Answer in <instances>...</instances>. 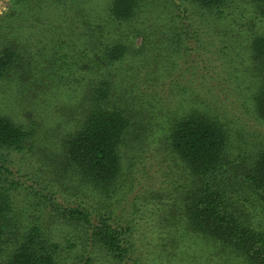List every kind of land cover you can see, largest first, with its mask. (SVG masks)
<instances>
[{"label":"trees","instance_id":"trees-1","mask_svg":"<svg viewBox=\"0 0 264 264\" xmlns=\"http://www.w3.org/2000/svg\"><path fill=\"white\" fill-rule=\"evenodd\" d=\"M238 2L109 0L80 70L10 53L17 36L1 45L0 264H149L135 239L141 208L124 204L131 148L160 158L142 169L145 198L165 208L186 258L264 264V0ZM66 86L83 92L75 128L46 149L27 109Z\"/></svg>","mask_w":264,"mask_h":264},{"label":"rangeland","instance_id":"rangeland-1","mask_svg":"<svg viewBox=\"0 0 264 264\" xmlns=\"http://www.w3.org/2000/svg\"><path fill=\"white\" fill-rule=\"evenodd\" d=\"M236 1H239L235 4L237 7L245 2V0ZM108 2L109 0H84L79 2L72 0L57 2L54 0H40L16 5L13 0H0V55L7 51V46L2 47L1 45L10 42L17 36L16 43H20V46L8 44L10 53H20L21 56H26L27 53L31 56L38 55L36 58L46 53L47 57L56 58L58 63L63 61L60 58L67 61L65 66H59L62 71L80 70V66L88 62L89 58L94 59V54L98 52L97 49L93 50L91 47L93 39L91 35H88V32L96 24H98L97 26L103 24L102 21L107 13ZM243 6L248 7L247 10L252 12L247 4ZM253 14L254 11L251 13V17ZM40 49H42L41 55H39ZM38 67H48V65L46 63ZM74 92L71 86H66L62 90H54L46 98L47 102L38 101L36 103H39V106L36 104V106L27 109V112H29L34 108L39 116H37V120L39 123L40 120L42 122L40 126L42 138L39 145L46 149L57 146V151H59L61 137L74 130L76 123L72 119L73 111L83 98V92ZM12 99H14L13 96ZM10 101L13 102V100ZM4 103L8 105L6 100ZM8 111L14 116L15 120L29 121V114L23 108H12L14 113L11 110ZM262 130L264 131L263 127L260 128V131ZM46 136H53L52 141H49ZM147 157L150 159L147 160ZM13 158L16 167L20 165L28 166L27 161L24 162L25 158L21 159L20 156L16 155ZM123 161L126 173L123 182L126 184L125 193H127L124 197V204L132 211L141 208L140 213L137 214L138 229L135 239L138 247H141L142 252L145 253L144 261L149 264H151V261H154V264L195 263L184 256V246L187 241L184 242V239L175 236L174 227H164L162 225L163 220L161 221L160 217L163 215L165 208L156 205V201L149 202L150 198H145L146 191L144 188L150 185L151 182L148 180L149 175L144 178L141 176L142 169L148 167V170H154V167L149 168V166L152 163H158L160 158L157 161V158H153L152 153L142 156V154L136 153L131 148ZM12 167L14 168V166ZM129 190H131L130 193ZM59 228H56V233L59 234V238H63V230H59ZM172 235L175 237V242L174 244L171 243V248L167 242L172 241L170 239ZM162 239L166 240L162 241ZM165 244L168 245L170 252L162 253L161 246ZM154 251L157 255V252H160L163 256L158 255V258H156L155 255L150 254Z\"/></svg>","mask_w":264,"mask_h":264}]
</instances>
